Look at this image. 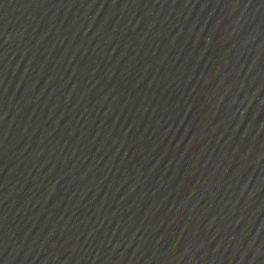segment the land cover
I'll use <instances>...</instances> for the list:
<instances>
[{"label": "water", "instance_id": "1", "mask_svg": "<svg viewBox=\"0 0 264 264\" xmlns=\"http://www.w3.org/2000/svg\"><path fill=\"white\" fill-rule=\"evenodd\" d=\"M0 264H264V0H0Z\"/></svg>", "mask_w": 264, "mask_h": 264}]
</instances>
